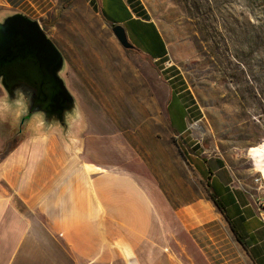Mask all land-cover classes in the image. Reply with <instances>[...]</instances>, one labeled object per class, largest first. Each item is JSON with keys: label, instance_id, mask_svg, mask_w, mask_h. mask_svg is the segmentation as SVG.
Here are the masks:
<instances>
[{"label": "crops", "instance_id": "1", "mask_svg": "<svg viewBox=\"0 0 264 264\" xmlns=\"http://www.w3.org/2000/svg\"><path fill=\"white\" fill-rule=\"evenodd\" d=\"M98 8L106 23L126 28L139 55L155 63L169 55L143 2L99 0ZM151 28L157 37H151ZM117 49L119 60L97 49L89 50L94 56L89 51L66 55L78 76L67 75L70 88L82 91L84 72L108 118L124 113L123 103L128 112L143 108L133 92L120 99L121 105L115 103L118 74L134 92L142 91L141 79L149 85ZM83 110L75 135L66 139L61 129H46L39 119L0 159V264H264V162L250 166L234 160V154L230 160L226 155L198 157L201 162L190 164L224 210L210 196L195 202L189 217L177 212L181 223L167 221L146 177L125 162L89 155L92 140L84 132L97 123ZM184 112H169L179 134L188 128Z\"/></svg>", "mask_w": 264, "mask_h": 264}, {"label": "rangeland", "instance_id": "2", "mask_svg": "<svg viewBox=\"0 0 264 264\" xmlns=\"http://www.w3.org/2000/svg\"><path fill=\"white\" fill-rule=\"evenodd\" d=\"M138 1L146 5L168 43L169 55L163 62L125 49L112 25L100 16L99 0H0V19L21 12L38 20L65 56L66 79L67 75L78 79L69 51L97 49L119 60L117 48L148 78L147 87L141 79L142 91L137 93L118 74L115 103L121 105L122 98L133 92V99L139 94V109L143 108L128 112L123 103L124 113L111 118L84 72L79 79L82 91L77 94L68 81L67 85L83 112L92 113L97 123L84 132L92 140L89 155L125 162L141 173L157 194L166 220L181 223L177 212L189 217L195 202L211 196L208 183L190 164L192 158L226 155L230 160L234 154V160L248 165L264 162V0ZM150 32L157 37L153 28ZM173 93L189 105V130L184 134L174 130L169 116ZM6 98L0 84V159L32 132L31 122L41 118L34 116L21 125L22 108Z\"/></svg>", "mask_w": 264, "mask_h": 264}, {"label": "water", "instance_id": "3", "mask_svg": "<svg viewBox=\"0 0 264 264\" xmlns=\"http://www.w3.org/2000/svg\"><path fill=\"white\" fill-rule=\"evenodd\" d=\"M112 31L125 49L136 48L122 24L112 25ZM41 67V74L48 75L56 84L49 109L39 111L42 124L59 128L66 139L76 131L81 119V108L63 76L66 59L54 40L38 20L21 13H9L0 19V84L11 102L21 110V125L31 120L33 90L30 87L8 85L5 76L23 78ZM28 123V122H27Z\"/></svg>", "mask_w": 264, "mask_h": 264}, {"label": "flooded vegetation", "instance_id": "4", "mask_svg": "<svg viewBox=\"0 0 264 264\" xmlns=\"http://www.w3.org/2000/svg\"><path fill=\"white\" fill-rule=\"evenodd\" d=\"M134 48L131 50H137ZM41 67H37L35 71H32L30 76H25L23 78H9L5 76V79L10 86L16 87H30L33 90L34 96L32 98V108L31 111L34 113L31 115V119L34 116H38L41 113L39 111L44 109H49L51 105V98L53 92L56 89L57 84L47 75L41 74ZM7 94V93H6Z\"/></svg>", "mask_w": 264, "mask_h": 264}, {"label": "trees", "instance_id": "5", "mask_svg": "<svg viewBox=\"0 0 264 264\" xmlns=\"http://www.w3.org/2000/svg\"><path fill=\"white\" fill-rule=\"evenodd\" d=\"M149 16V15H148ZM167 58V57H166ZM166 58H164V60L162 59V60H159L157 63H160V62H163V61H165V59ZM172 67H174V69H176L175 68V66H172ZM178 76H179V72H178V74H177ZM168 79H170V78H168ZM172 89H173V91H175L176 89H175V87L172 85ZM177 94H178V92H177ZM177 94H175V93H173V95H172V100H171V102H170V104H169V112L171 113L172 111H175V110H183V111H185L184 113H185V116H188V112L186 111V109H188L189 108V105H185L184 106V103H182V102H180V100H179V98L176 96ZM175 101H177V106H175V107H173V105H174V103H175ZM183 104V105H182ZM193 104H195V103H193ZM189 129L188 128H185L183 131H182V134H184L186 131H188ZM185 131V132H184ZM192 159H194V161L193 162H201L200 161V159H198V158H192ZM205 160V159H204ZM214 160V158H210V159H208V161L209 162H212ZM211 196H212V198L214 199V201L216 202V204L222 209V210H224V208H223V206L221 205V203L216 199V196L214 195V194H211ZM238 238L241 240V238L238 236Z\"/></svg>", "mask_w": 264, "mask_h": 264}, {"label": "built area", "instance_id": "6", "mask_svg": "<svg viewBox=\"0 0 264 264\" xmlns=\"http://www.w3.org/2000/svg\"><path fill=\"white\" fill-rule=\"evenodd\" d=\"M256 182H259L261 180L260 177L255 178Z\"/></svg>", "mask_w": 264, "mask_h": 264}]
</instances>
